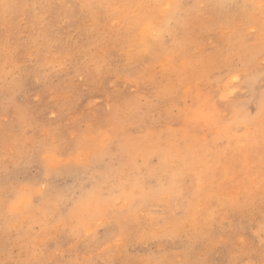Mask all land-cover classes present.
Returning <instances> with one entry per match:
<instances>
[{
  "label": "rangeland",
  "instance_id": "rangeland-1",
  "mask_svg": "<svg viewBox=\"0 0 264 264\" xmlns=\"http://www.w3.org/2000/svg\"><path fill=\"white\" fill-rule=\"evenodd\" d=\"M130 1L0 0V264H264V0Z\"/></svg>",
  "mask_w": 264,
  "mask_h": 264
},
{
  "label": "bare ground",
  "instance_id": "bare-ground-1",
  "mask_svg": "<svg viewBox=\"0 0 264 264\" xmlns=\"http://www.w3.org/2000/svg\"><path fill=\"white\" fill-rule=\"evenodd\" d=\"M114 1V0H113ZM118 1V0H117ZM132 1V0H131ZM130 1V2H131ZM146 1V0H145ZM158 1V0H157ZM110 2V1H109ZM108 2V3H109ZM112 2V1H111ZM163 2V1H162ZM166 2V1H165ZM86 3V2H85ZM88 3V2H87ZM90 3V2H89ZM104 3V2H103ZM125 3V2H124ZM161 3V2H160ZM84 4V3H83ZM117 4V3H116ZM122 4V3H121ZM121 4H118L119 6L121 5ZM126 5H127V3H125ZM164 4V3H163ZM90 5V4H89ZM161 5V4H160ZM84 6H85V4H84ZM115 6V5H114ZM113 6V7H114ZM122 6V5H121ZM86 7V6H85ZM89 7V6H88ZM110 7H112V6H110L109 5V8H107L108 10L110 9ZM180 7V6H179ZM178 7V8H179ZM90 8V7H89ZM160 8V7H159ZM126 10V9H125ZM150 10V9H149ZM145 11V10H144ZM183 11V10H182ZM127 12H128V10H127ZM178 12V11H177ZM180 12V11H179ZM176 13V12H175ZM184 13V12H183ZM253 13V12H252ZM254 16V15H253ZM97 17V16H96ZM113 17V16H112ZM138 17V16H137ZM155 18H157V17H155ZM259 18V17H258ZM110 19H112V18H110ZM126 19V18H125ZM161 19H162V17H161ZM214 19V18H213ZM113 20V19H112ZM163 20V19H162ZM125 21V20H124ZM130 21H131V19H130ZM142 21V20H141ZM146 21H147V19H146ZM145 21V22H146ZM152 21V20H151ZM211 21V20H210ZM109 22V21H108ZM136 22H138V21H136ZM154 22V21H153ZM128 23V22H127ZM138 24V23H137ZM146 24V23H145ZM148 24V23H147ZM152 24V23H151ZM259 24V23H258ZM122 25H124V24H122ZM168 25H170V24H168ZM213 25V24H212ZM225 25V24H224ZM130 26V28H131V25H129ZM173 26H175V25H173ZM173 26H171V27H173ZM262 27V26H261ZM141 28H142V25H141ZM180 28V27H179ZM199 28H201V27H199ZM151 27H149L148 25L146 26H144L143 27V29L140 31V36H141V45L139 44L136 48H135V51L133 52V55H131L132 57H133V59L136 61V63H139V62H147L149 65L152 63V62H155V61H157L158 59L160 60L161 59V56H160V54L158 53V46L160 45V42H151V43H149L150 42V40L151 39H153L154 37H153V35H152V32H151ZM239 29V28H238ZM178 30V29H177ZM261 30V29H260ZM165 31V30H164ZM235 31V30H234ZM259 31V30H258ZM120 32H122L121 30H120ZM162 32V31H161ZM155 33V32H154ZM235 33V32H234ZM173 34H175V33H173ZM165 35V34H164ZM197 35V34H196ZM138 37V36H137ZM117 38V37H116ZM196 38H198V37H196ZM120 40H121V38H120ZM130 40V39H129ZM132 40V39H131ZM135 40H136V38H135ZM138 40V39H137ZM154 40V39H153ZM174 40H176L177 41V39H174ZM256 42V41H255ZM260 42V41H259ZM127 43V42H126ZM139 43V42H138ZM161 43H162V41H161ZM171 43V42H170ZM99 44V43H98ZM79 45V44H78ZM123 45V44H122ZM163 45V44H162ZM161 45V46H162ZM167 45V44H166ZM121 46V45H120ZM227 46H228V44H227ZM257 46V45H256ZM255 47V46H254ZM75 48V47H74ZM131 48V47H130ZM239 48H241V47H239ZM243 48V47H242ZM259 48H260V46H259ZM72 49V48H71ZM127 49V48H126ZM125 49V50H126ZM238 49V48H237ZM129 50V49H128ZM132 50V49H131ZM166 50V49H165ZM164 50V51H165ZM239 51V50H238ZM247 51H249V50H247ZM87 52V51H86ZM127 52V51H126ZM165 53V52H164ZM224 53V52H223ZM253 53V52H252ZM100 54V53H99ZM166 54V53H165ZM222 54V53H221ZM225 54V53H224ZM247 54V53H246ZM75 55V54H74ZM129 55V53L127 54V56ZM167 55V57H168V54H166ZM170 55V54H169ZM242 55V54H241ZM106 56V55H105ZM163 56V55H162ZM165 56V55H164ZM204 56V55H203ZM248 56V55H247ZM177 57V56H176ZM175 57V58H176ZM179 57V56H178ZM220 57V56H219ZM128 58V57H127ZM225 58V57H224ZM103 59V58H102ZM181 59H182V57H181ZM197 59V58H196ZM203 59V58H202ZM219 59V58H218ZM250 59V58H249ZM166 60H167V58L165 57V58H163L162 57V59H161V61H165L166 62ZM185 60V59H184ZM200 60V59H199ZM199 60H197V61H199ZM160 61V62H161ZM178 61V60H177ZM187 61V60H186ZM196 61V62H197ZM242 61V60H241ZM167 62H168V60H167ZM170 62V61H169ZM224 62V61H223ZM172 63V62H171ZM179 63V62H178ZM184 63V62H183ZM201 63V62H200ZM182 64V63H181ZM186 64H188V62H186ZM190 64V63H189ZM192 64V63H191ZM197 64V63H196ZM195 64V65H196ZM202 64H203V62H202ZM201 64V65H202ZM94 65V64H93ZM192 65H194V63L192 64ZM211 66V65H210ZM213 66V65H212ZM93 69V68H92ZM176 73V72H175ZM178 75V74H177ZM169 76V75H168ZM169 77H171V76H169ZM172 77H174V76H172ZM153 79V78H152ZM177 79V78H176ZM179 80V79H178ZM181 80V79H180ZM182 81V80H181ZM181 83V82H180ZM187 82H185V84H186ZM180 86V85H179ZM188 86V85H187ZM187 86H184V87H187ZM195 86V85H194ZM177 88H178V86H177ZM184 90V89H183ZM163 92V91H162ZM186 96H187V94H186ZM206 106V105H205ZM204 106V107H205ZM216 107V106H215ZM130 108V107H129ZM196 108H194V110H195ZM200 109V108H199ZM197 111V110H196ZM203 111H204V109H203ZM193 112V111H192ZM137 113V112H136ZM195 113H197V112H195ZM121 114V113H120ZM191 114H193V113H191ZM198 114V113H197ZM135 115V114H134ZM195 117V116H194ZM121 118V117H120ZM210 118V117H209ZM215 118V117H214ZM123 119V118H122ZM212 119V118H211ZM260 120V119H259ZM122 121V120H121ZM257 121V120H256ZM214 123H215V120H214ZM258 127V126H257ZM126 130V129H125ZM124 130V131H125ZM98 131H99V129H98ZM185 131V130H184ZM118 132V131H117ZM120 133V132H119ZM158 134V133H157ZM156 134V135H157ZM171 134H173V132L171 133ZM181 134V133H180ZM249 134V133H248ZM149 135H150V133H149ZM152 135V134H151ZM155 135V133H154V136H156ZM159 135V134H158ZM182 135V134H181ZM185 135V134H184ZM170 136V135H169ZM240 136V135H239ZM151 137V136H150ZM155 138V137H154ZM238 138V137H237ZM244 138V137H243ZM246 138V137H245ZM253 138V137H252ZM153 140V139H152ZM253 140V139H252ZM159 141V140H158ZM165 141V140H164ZM163 141V142H164ZM236 141H238V140H236ZM242 141H244V139L242 140ZM148 142V141H147ZM170 142H172V140L170 141ZM170 142H169V144H170ZM162 143V142H161ZM255 143V142H254ZM157 144V143H156ZM172 144V143H171ZM238 144H239V142H238ZM250 144V143H249ZM158 145V144H157ZM160 145V144H159ZM241 146H242V144H241ZM235 147V146H234ZM237 148V147H236ZM169 149V148H168ZM206 149V148H205ZM131 150V149H130ZM145 150H146V148H145ZM162 150V149H161ZM237 150H238V148H237ZM129 151V150H128ZM245 151V150H244ZM133 152V151H132ZM242 152V151H241ZM130 153V152H129ZM161 153V152H160ZM230 153V152H229ZM240 153V152H239ZM226 154H227V152H226ZM263 154V153H262ZM129 155V154H128ZM261 155V154H260ZM204 157V156H203ZM242 158V156H239L238 158ZM258 157V156H257ZM260 157V156H259ZM162 158V157H161ZM163 158L165 159V156H163ZM243 158H244V156H243ZM136 159V158H135ZM162 160V159H161ZM163 162V161H162ZM238 162V161H237ZM245 162V161H244ZM131 163V162H130ZM246 163V162H245ZM244 163V164H245ZM128 164V163H127ZM132 166V165H131ZM221 169V168H220ZM247 169V168H246ZM181 171V170H180ZM218 171V170H217ZM174 172V171H173ZM172 172V173H173ZM181 172H183V171H181ZM200 172V171H199ZM171 173V174H172ZM262 173H263V171H262ZM175 174V173H174ZM194 174V173H193ZM224 175V177H225V174H223ZM226 175H228V174H226ZM255 175V174H254ZM220 176V175H219ZM246 176V175H245ZM117 177V176H116ZM199 177H200V175H199ZM237 177V176H236ZM250 177V176H249ZM253 178L255 177V176H252ZM170 178V177H169ZM168 178V179H169ZM192 178V177H191ZM223 178V177H222ZM227 178V177H226ZM221 178H219V180H220ZM224 179V178H223ZM228 179V178H227ZM230 179V178H229ZM111 180H112V178H111ZM114 180V179H113ZM199 180H200V178H199ZM249 180H250V178H249ZM253 180V179H252ZM259 180H260V178H259ZM262 180V179H261ZM171 182V181H170ZM195 182V181H194ZM202 182V181H201ZM237 182H239L238 180H237ZM260 182V181H259ZM242 183H243V181H242ZM245 183V182H244ZM202 184V183H201ZM230 184V183H229ZM37 186V185H36ZM188 186V185H187ZM238 188V187H237ZM250 188V187H249ZM199 189V188H198ZM254 189H256V188H254ZM197 190V189H196ZM191 191V190H190ZM245 191V190H244ZM192 192V191H191ZM240 193V192H239ZM246 193V192H245ZM185 195V194H184ZM257 196V195H256ZM27 201V200H26ZM232 201V200H231ZM28 203V202H27ZM25 204V203H24ZM53 204V203H52ZM91 204V203H90ZM28 205V204H27ZM89 205V204H88ZM259 206V205H258ZM22 207V206H21ZM22 208H25V206L24 207H22ZM21 209V208H20ZM88 209V208H87ZM90 209V208H89ZM94 210V209H93ZM88 212H89V210H88ZM88 212H87V214H88ZM89 215V214H88ZM27 217H29V216H27ZM28 219V218H27Z\"/></svg>",
  "mask_w": 264,
  "mask_h": 264
}]
</instances>
